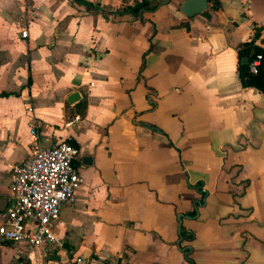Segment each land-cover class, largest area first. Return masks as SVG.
<instances>
[{
	"label": "crops",
	"instance_id": "0c3cea01",
	"mask_svg": "<svg viewBox=\"0 0 264 264\" xmlns=\"http://www.w3.org/2000/svg\"><path fill=\"white\" fill-rule=\"evenodd\" d=\"M134 1L0 0V199L33 122L43 146H76L82 180L55 228L64 249L16 259L0 240V264L68 249L84 264H264V94L238 67L255 31L264 50V0L190 18L183 0L122 12Z\"/></svg>",
	"mask_w": 264,
	"mask_h": 264
},
{
	"label": "built area",
	"instance_id": "2783aa9c",
	"mask_svg": "<svg viewBox=\"0 0 264 264\" xmlns=\"http://www.w3.org/2000/svg\"><path fill=\"white\" fill-rule=\"evenodd\" d=\"M20 35L25 37L27 31H21ZM261 61V54L249 59L248 72L255 74ZM29 133V152L12 168L9 205L0 222V240L19 246L16 259L23 253L30 258L38 248L47 253L64 249L66 236L55 234L60 224V209L74 201L75 191L82 183L74 166L78 156L75 147L64 140L43 146L37 122L30 125ZM65 252L67 258L60 264L85 263L71 249ZM111 260L107 264H113Z\"/></svg>",
	"mask_w": 264,
	"mask_h": 264
},
{
	"label": "trees",
	"instance_id": "16d2710c",
	"mask_svg": "<svg viewBox=\"0 0 264 264\" xmlns=\"http://www.w3.org/2000/svg\"><path fill=\"white\" fill-rule=\"evenodd\" d=\"M154 1V4H153ZM164 0H135L132 5H127L122 8V12H128L134 16H139L140 12L153 11L157 5ZM257 33L255 31L254 37H256ZM253 37V39H254ZM251 39L247 42H244L242 48L238 51L239 60L242 57H247L248 59L253 58L256 54H261L262 61L259 66L257 72L255 74H251L248 72L247 65L240 64L239 67V76L241 85L243 87H253L259 90L264 94V50L259 48L254 44V40ZM69 144L73 147H76L73 143L69 142ZM181 238L186 240H191L193 238L192 233L182 232ZM191 263V260H188Z\"/></svg>",
	"mask_w": 264,
	"mask_h": 264
},
{
	"label": "water",
	"instance_id": "95a60500",
	"mask_svg": "<svg viewBox=\"0 0 264 264\" xmlns=\"http://www.w3.org/2000/svg\"><path fill=\"white\" fill-rule=\"evenodd\" d=\"M208 7V0H183L181 2V5L179 6V11L181 14H183L185 17L190 18L192 16L198 15L200 13H203ZM248 62L247 58H244L241 60V64L246 65ZM78 98V95L76 93H73L70 95L68 98L69 102H73ZM147 128L155 131L156 133L161 134V131L157 129L154 126L147 125ZM205 193V191H203ZM6 200L5 199H0V212H3L5 207H6ZM181 218H183L182 215H179L177 217V232L180 234L181 232ZM182 250H186V254H189L191 252L190 247L183 248ZM57 259V258H55Z\"/></svg>",
	"mask_w": 264,
	"mask_h": 264
}]
</instances>
